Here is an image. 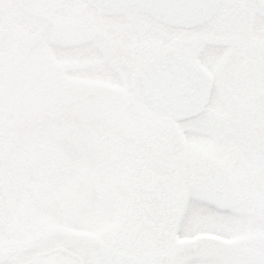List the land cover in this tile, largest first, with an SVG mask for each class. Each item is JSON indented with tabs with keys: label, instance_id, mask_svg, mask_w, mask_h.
<instances>
[{
	"label": "flooded vegetation",
	"instance_id": "flooded-vegetation-1",
	"mask_svg": "<svg viewBox=\"0 0 264 264\" xmlns=\"http://www.w3.org/2000/svg\"><path fill=\"white\" fill-rule=\"evenodd\" d=\"M169 54L208 78L196 117L140 100L138 74ZM225 210L242 234L216 227ZM108 254L264 264V0H222L194 28L131 5L0 0V264Z\"/></svg>",
	"mask_w": 264,
	"mask_h": 264
},
{
	"label": "water",
	"instance_id": "water-1",
	"mask_svg": "<svg viewBox=\"0 0 264 264\" xmlns=\"http://www.w3.org/2000/svg\"><path fill=\"white\" fill-rule=\"evenodd\" d=\"M220 0H133L144 11L173 26H191L206 21ZM186 23V24H185ZM176 57L149 64L137 81L143 101L161 115L193 116L206 102L207 82L194 66Z\"/></svg>",
	"mask_w": 264,
	"mask_h": 264
},
{
	"label": "rangeland",
	"instance_id": "rangeland-1",
	"mask_svg": "<svg viewBox=\"0 0 264 264\" xmlns=\"http://www.w3.org/2000/svg\"><path fill=\"white\" fill-rule=\"evenodd\" d=\"M196 123L192 124V126H195ZM32 134L29 132L27 133L26 137H31ZM41 137L40 135H36V137ZM191 140L195 141L196 144H202L204 142V140L209 139L202 131L201 133L198 132H194L193 135L190 137ZM108 198V197H107ZM109 202V200L107 201ZM107 206L109 207V205L107 204ZM103 207V206H102ZM226 212H219L216 213L214 215V221L216 222V227L219 228L222 232H224L225 234H227V232H232L235 235L237 234H242V226H240L242 219L241 218H237V217H232L231 214H229V212L227 210H225ZM111 212H113L110 209H106V218L109 219L111 216ZM91 217H95L93 210H91ZM217 220V221H216ZM240 223V224H239ZM215 227V228H216Z\"/></svg>",
	"mask_w": 264,
	"mask_h": 264
}]
</instances>
